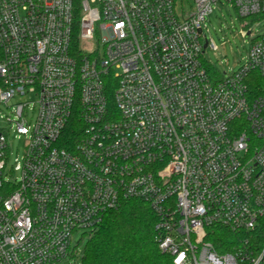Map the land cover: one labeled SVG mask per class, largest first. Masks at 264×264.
I'll return each mask as SVG.
<instances>
[{"label": "built area", "instance_id": "obj_1", "mask_svg": "<svg viewBox=\"0 0 264 264\" xmlns=\"http://www.w3.org/2000/svg\"><path fill=\"white\" fill-rule=\"evenodd\" d=\"M183 1L0 0V264H66L74 233L130 198L173 264H264V34L217 78L203 23L221 0ZM225 1L264 17V0ZM12 132L27 138L13 167ZM215 226L245 237L219 251Z\"/></svg>", "mask_w": 264, "mask_h": 264}, {"label": "trees", "instance_id": "obj_2", "mask_svg": "<svg viewBox=\"0 0 264 264\" xmlns=\"http://www.w3.org/2000/svg\"><path fill=\"white\" fill-rule=\"evenodd\" d=\"M79 20V7L77 6ZM79 25H76L73 48L79 49ZM207 68L217 78L221 73L207 63ZM108 86L113 105V87ZM78 117L71 121L63 144L70 146L77 138ZM157 214L144 200L130 198L104 215L102 223L89 238L81 264H173L172 257L159 247L156 231ZM245 233L232 232L222 226L209 230V239L219 251H234ZM254 246L264 243V222L250 237Z\"/></svg>", "mask_w": 264, "mask_h": 264}, {"label": "rangeland", "instance_id": "obj_3", "mask_svg": "<svg viewBox=\"0 0 264 264\" xmlns=\"http://www.w3.org/2000/svg\"><path fill=\"white\" fill-rule=\"evenodd\" d=\"M183 6L187 11L193 10L194 0H184ZM203 32L216 47L214 49L210 45L205 49L206 62L215 67L221 74L227 75L237 71L247 61L253 38L264 34V17L255 16L243 19L231 1L221 0L213 4L211 13L203 23ZM19 99L33 102L35 98L34 96L17 97L12 100V103L19 101ZM8 115H10L8 107L0 103V128L8 126L6 118ZM28 118L33 123L36 118L35 111H30ZM9 141L12 151L10 165L13 167L18 162H23L27 138L15 136V132H12ZM15 174L19 175L18 172ZM90 237V230H79L74 233L71 254L65 259L66 264H81Z\"/></svg>", "mask_w": 264, "mask_h": 264}, {"label": "water", "instance_id": "obj_4", "mask_svg": "<svg viewBox=\"0 0 264 264\" xmlns=\"http://www.w3.org/2000/svg\"><path fill=\"white\" fill-rule=\"evenodd\" d=\"M205 47H207V43L205 44Z\"/></svg>", "mask_w": 264, "mask_h": 264}]
</instances>
